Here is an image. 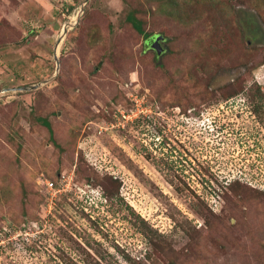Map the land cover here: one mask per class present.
Segmentation results:
<instances>
[{
    "label": "rangeland",
    "instance_id": "rangeland-1",
    "mask_svg": "<svg viewBox=\"0 0 264 264\" xmlns=\"http://www.w3.org/2000/svg\"><path fill=\"white\" fill-rule=\"evenodd\" d=\"M255 80L264 0H0V264H264Z\"/></svg>",
    "mask_w": 264,
    "mask_h": 264
},
{
    "label": "trees",
    "instance_id": "trees-1",
    "mask_svg": "<svg viewBox=\"0 0 264 264\" xmlns=\"http://www.w3.org/2000/svg\"><path fill=\"white\" fill-rule=\"evenodd\" d=\"M126 19H127V21H129L132 24V26L136 30H138L140 33H144L143 28H142V21L135 15L134 10H131L128 12ZM156 53H157V51H156ZM162 53H164V52L162 51ZM161 54L157 53L158 56H160ZM255 81H257V80H255ZM255 92H256V95L261 99V101H258L259 103H254V100H251V102L254 105L255 113L257 115H260V117H263L264 111H262V110L264 107V91L262 90L261 84L258 81L256 82ZM43 122H45L44 124H46L47 126H50L49 122L46 119L43 120ZM110 176H112V175H110Z\"/></svg>",
    "mask_w": 264,
    "mask_h": 264
},
{
    "label": "flooded vegetation",
    "instance_id": "flooded-vegetation-1",
    "mask_svg": "<svg viewBox=\"0 0 264 264\" xmlns=\"http://www.w3.org/2000/svg\"><path fill=\"white\" fill-rule=\"evenodd\" d=\"M157 35H162V34H155V35H152V37L150 38L149 43H148L150 49L156 52V50L153 48V44H155V43H159V44L162 46V48H163V52L167 51V48H168V47H167V44H166V40H167V38H166L164 35H162L163 38H162V39H159V42H157V41L155 40V43H154L153 38H154V36H157Z\"/></svg>",
    "mask_w": 264,
    "mask_h": 264
},
{
    "label": "water",
    "instance_id": "water-1",
    "mask_svg": "<svg viewBox=\"0 0 264 264\" xmlns=\"http://www.w3.org/2000/svg\"><path fill=\"white\" fill-rule=\"evenodd\" d=\"M155 38H156V41L159 42V39H162L163 37H162V35H157ZM153 48L157 51L158 54H161L163 51V48L159 43L153 44ZM38 86H39L38 84H35L34 86H31V87L35 88ZM21 88H23V87H21Z\"/></svg>",
    "mask_w": 264,
    "mask_h": 264
},
{
    "label": "built area",
    "instance_id": "built-area-1",
    "mask_svg": "<svg viewBox=\"0 0 264 264\" xmlns=\"http://www.w3.org/2000/svg\"><path fill=\"white\" fill-rule=\"evenodd\" d=\"M46 185H47V187L50 189V188H54V184L51 182V181H49L48 179H47V181H46Z\"/></svg>",
    "mask_w": 264,
    "mask_h": 264
}]
</instances>
